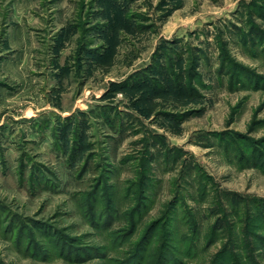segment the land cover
Segmentation results:
<instances>
[{
	"label": "rangeland",
	"instance_id": "obj_1",
	"mask_svg": "<svg viewBox=\"0 0 264 264\" xmlns=\"http://www.w3.org/2000/svg\"><path fill=\"white\" fill-rule=\"evenodd\" d=\"M253 30L264 0H0V264H127L164 213L187 264L238 236L264 264Z\"/></svg>",
	"mask_w": 264,
	"mask_h": 264
},
{
	"label": "trees",
	"instance_id": "obj_2",
	"mask_svg": "<svg viewBox=\"0 0 264 264\" xmlns=\"http://www.w3.org/2000/svg\"><path fill=\"white\" fill-rule=\"evenodd\" d=\"M253 31L258 32L259 35L261 34L259 30ZM262 34L264 35L263 32ZM258 155L259 154L254 156L253 160H258ZM259 162L264 166V157H262ZM254 210L257 212V215L259 213L258 219L261 222L259 227L264 230V203L257 204ZM162 217L164 221L158 219L147 225L143 237L134 243L130 258L127 259V264H145V257L151 253L155 246H157V252L155 250L156 264H187L184 256H192L196 252L198 248L197 240L199 238V228L195 227L191 237L185 235L180 237L182 239L180 240L183 241L184 245V248H180V242L174 237V218H170L168 213H164ZM127 221L128 227L125 234H115L113 243H119V241L131 237L137 230V221L134 218L132 211L131 214L129 212ZM41 226L38 225L37 228L43 230V233L47 232L46 229ZM257 237L259 245L264 248V235H257ZM248 242V239L242 240L241 238V240H239V236L236 237V249L232 250L231 247L233 245L231 246L228 244L226 248L219 250V252L214 255L211 264H258L252 256V252L249 250L251 245L249 247ZM82 253L83 256L92 254L90 251H82Z\"/></svg>",
	"mask_w": 264,
	"mask_h": 264
}]
</instances>
